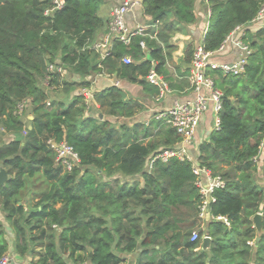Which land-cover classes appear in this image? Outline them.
<instances>
[{
	"label": "trees",
	"instance_id": "trees-1",
	"mask_svg": "<svg viewBox=\"0 0 264 264\" xmlns=\"http://www.w3.org/2000/svg\"><path fill=\"white\" fill-rule=\"evenodd\" d=\"M53 1L0 0V166L8 177L0 187V211L15 252L38 255L34 264H124V254H133L134 264H264V181L252 161L264 140V22L247 31L252 53L243 74L209 71L222 92L220 123L199 145L195 163L225 186L214 192L212 219L201 228L192 164L172 158L148 165L180 141L164 119L124 122L142 105L116 87L95 92L99 115L85 117L82 95L52 99L47 106L49 96L39 84L48 66L59 64L80 77L77 82L49 75L47 88L55 84L66 97L89 87L85 78L97 74H115L158 93L144 78L151 68L165 72L171 35L196 22L195 0H143L142 18L157 23L150 32L156 40L136 36L128 46L114 40L103 57L88 46L105 26L99 15L104 0H59V8ZM206 1L203 44L209 51L236 27L249 26L264 4ZM140 41L149 50L144 60ZM124 56L140 63L124 64ZM23 101L31 107L29 127L18 114ZM13 134L22 137L4 140ZM48 140L64 141L77 154L71 171L56 163ZM257 213L260 232L252 222ZM193 231L198 239L191 241ZM204 235L210 238L206 248ZM5 237L0 223V258L9 246Z\"/></svg>",
	"mask_w": 264,
	"mask_h": 264
},
{
	"label": "built area",
	"instance_id": "built-area-1",
	"mask_svg": "<svg viewBox=\"0 0 264 264\" xmlns=\"http://www.w3.org/2000/svg\"><path fill=\"white\" fill-rule=\"evenodd\" d=\"M56 8L61 6L59 0H54ZM143 0H122L118 4L113 5L109 11V21L107 24V35L102 41L93 45L94 50H100L103 53H107L105 50L108 46L112 45L114 40L122 42L125 45H129L133 37L140 36L149 39H155V35L144 33L143 29L138 27L134 30L128 29L125 22V15L132 12L136 8H141ZM54 9V8H53ZM52 9V10H53ZM49 11H46V14ZM210 17V13L209 16ZM264 22V4L258 10L256 16L251 21L253 24H260ZM157 24V23H155ZM155 26V25H154ZM238 33L235 39H232L231 33L225 38L223 43L217 49L218 51L223 48L224 43L232 41L234 46L239 49V56L237 60L231 63H217L212 60V55L215 51H209L203 44V37L194 45L191 60L189 63L188 74V96L182 99H174L170 107L164 111L157 112L155 119H164L165 122L171 126L177 135L180 136V141L170 148L164 149L156 155H154L148 165H152L153 161L160 160L161 162H167L172 158H176L181 162H190L192 164L191 170L195 177V186L198 189L199 201L197 205L198 218L202 222L205 221V216L208 214V207L210 203L215 201L213 196L214 192L223 189L225 186L224 181L216 175H213L210 170L205 167H200L190 155L189 147L192 145L193 140L197 132V128L202 119V116L209 109L213 114L212 118V130H218L219 128V113L221 111V98L222 92L215 86L214 78L209 74V71H220L222 75L239 76L244 73L247 66L248 58L252 53L249 43L245 40V32L241 26L236 27L233 31ZM205 35V34H204ZM156 40V39H155ZM139 46L143 52V60L145 53L149 52L144 41H140ZM216 50V51H217ZM106 53L104 55H106ZM124 64H139L140 61L134 62L130 56H124L122 58ZM55 67V68H54ZM64 69L63 65H49L47 69L48 75L43 80L44 87H48L50 82V76L53 73L62 75ZM145 81L158 89V98H162L165 94L169 93V87L166 81L162 78L161 74L157 73L151 68L145 76ZM78 94L84 97L86 108L88 107V101L92 95V92L88 88H81ZM28 102L23 101L21 105L25 107ZM49 106V102L46 103ZM18 114L19 106H18ZM47 144L55 152L56 163L59 164L65 171H71L74 166L79 162L77 154L72 148L64 141L55 143L52 140H48ZM264 145V140L260 145L259 154L255 156L252 161L260 165V174L264 181V162L260 159L259 155ZM212 219L211 216H209ZM216 220L226 222L225 218L218 217ZM228 225V223H226ZM207 235L201 237L203 240ZM198 239L197 231L191 233V241ZM9 258L4 254L0 258V264H8ZM73 264H88L87 262L73 263Z\"/></svg>",
	"mask_w": 264,
	"mask_h": 264
},
{
	"label": "crops",
	"instance_id": "crops-1",
	"mask_svg": "<svg viewBox=\"0 0 264 264\" xmlns=\"http://www.w3.org/2000/svg\"><path fill=\"white\" fill-rule=\"evenodd\" d=\"M122 0H116L109 5H102L100 6L99 15L105 20V26L103 29L98 31L95 35L93 41L90 43L91 47L96 43L102 41V39L107 35V24L109 21V11L110 8L118 4ZM109 11H108V10ZM194 12L196 17V22L188 27H186L182 32H177L174 35H171L168 44L171 46V49L168 50L169 58L165 64V72L161 74L162 78L166 81L169 87V93L165 94L162 98H158V93L151 94L146 92L143 87L137 83H132L121 79L120 77H116L114 75L108 74H97V75H90L86 77V81H89V87H87L91 92L92 95L88 101V107L86 108V112L84 113L85 117L89 115L98 116L99 110L97 105L93 102V94L95 92H99L102 90H106L110 87H116L120 89L125 96V99H136L141 105L142 109L136 115L131 118L124 120L129 124L135 122H142L143 124L147 125L148 122L154 118L155 114L160 111H164L166 108L170 107L174 99H182L185 96L187 97L188 92V74H189V63L191 57L187 55L188 49L193 51L194 45L204 36L208 26V16L210 13L208 2L206 0H195L194 3ZM125 22L130 30H134L138 27L142 28L144 33L150 34V32L154 31L157 24L155 23H146L142 18V9L136 8L132 12L125 15ZM155 25V26H154ZM258 24L251 23L247 27H242L243 31L245 32V37L247 36V31H253L257 28ZM232 39H235L238 36V33L231 32ZM162 45V44H160ZM111 45L108 46L103 51H108ZM106 53V52H105ZM103 53V56L104 54ZM147 56V52L145 53ZM239 56V49L234 46L232 41H227L224 43L223 48L221 50H217L212 55V60L217 63H231L237 60ZM72 81H79V76L74 73H71ZM74 90V94L78 93V91ZM206 111L202 116V119L199 123L197 128V132L195 135V139L193 140L192 145L189 147V152L191 157L193 158V162L197 161L198 158V147L199 145L208 140L209 134L212 130V118L213 116L211 113ZM28 120L32 119V115H28ZM114 121V118H108ZM29 125V124H28ZM26 125V127L28 126ZM29 127V126H28ZM1 131V129H0ZM25 133H22V136ZM18 134L8 135L4 137V140L11 139V138H18L22 137ZM264 155V145L261 149V153L259 155L260 159H262ZM260 165L259 171H260ZM259 181H261L258 175ZM26 207V205H24ZM260 214V213H259ZM209 214L205 216V221L209 220ZM203 222V225L205 223ZM0 223L2 224L5 232H6V241L8 242V250L5 255L9 258L8 264H34L37 259L38 255H31L26 254L24 256H19L14 248L12 243V232L10 229L9 224L5 221L4 215L0 211ZM202 225V226H203ZM254 226V225H253ZM9 228V230L7 229ZM34 251L36 254H41L42 249L35 248ZM124 264H134V255L133 254H124L121 256Z\"/></svg>",
	"mask_w": 264,
	"mask_h": 264
},
{
	"label": "rangeland",
	"instance_id": "rangeland-1",
	"mask_svg": "<svg viewBox=\"0 0 264 264\" xmlns=\"http://www.w3.org/2000/svg\"><path fill=\"white\" fill-rule=\"evenodd\" d=\"M113 2H116V0H104V5H108V7H109V5L112 4ZM107 10H108V9H107ZM108 11H109V10H108ZM174 34H176V33H173L172 35H174ZM247 43H248V42H247ZM88 47H89V49H93L94 46L91 47V45H89ZM251 50H252V49H251ZM95 51H97V52L101 55V57H103V52H102V51H100L99 49H98V50H95ZM54 66H55V65H54ZM54 68H55V67H54ZM63 70H64V71H62V75H60V77H61L63 80L72 81V78H71V76H70L72 72L69 70V68H67L66 66H64V69H63ZM39 84H40V87L43 88L44 91L48 94V96H49L48 102H49V103H50V100H52V99H62V98L65 100V102H67V101L69 100V98L72 97V96L74 95V91H72V92L70 93V96H69V97H66V96H63V95L59 94L60 91H59L58 87L55 86V84L52 85L51 89L44 87L43 81H40ZM76 91L79 92L78 89H77ZM76 91H75V92H76ZM64 97H65V98H64ZM19 112H20V115H21V118H22L24 124H25V125H28L29 123H28V118H27V117H28L29 114H31V107H30V105L27 104L25 107H23V106L20 104V105H19ZM209 112H210L211 115L213 116L211 110H210ZM31 115H32V114H31ZM27 198H29V195H26V196L23 198V200H25V199H27ZM31 202H32V201H31ZM24 205L27 206V204H24ZM202 227H204V225H203Z\"/></svg>",
	"mask_w": 264,
	"mask_h": 264
},
{
	"label": "water",
	"instance_id": "water-1",
	"mask_svg": "<svg viewBox=\"0 0 264 264\" xmlns=\"http://www.w3.org/2000/svg\"><path fill=\"white\" fill-rule=\"evenodd\" d=\"M7 173L3 167L0 166V187H2L5 182L7 181ZM252 222L254 225V228L256 229L257 232L261 231V214L257 213L252 217ZM9 230V228H7ZM258 240V239H256ZM210 238L205 237L203 239V248H206L209 244Z\"/></svg>",
	"mask_w": 264,
	"mask_h": 264
}]
</instances>
